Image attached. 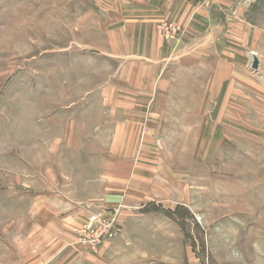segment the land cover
I'll return each instance as SVG.
<instances>
[{
  "label": "rangeland",
  "instance_id": "rangeland-1",
  "mask_svg": "<svg viewBox=\"0 0 264 264\" xmlns=\"http://www.w3.org/2000/svg\"><path fill=\"white\" fill-rule=\"evenodd\" d=\"M129 1L0 0V264H264V0Z\"/></svg>",
  "mask_w": 264,
  "mask_h": 264
},
{
  "label": "crops",
  "instance_id": "crops-1",
  "mask_svg": "<svg viewBox=\"0 0 264 264\" xmlns=\"http://www.w3.org/2000/svg\"><path fill=\"white\" fill-rule=\"evenodd\" d=\"M145 1L148 2L149 6L145 4ZM145 1L144 3L136 1L131 3L129 1V5L133 6V10L130 9V16H132V24L135 29H137V26L138 28L144 27L148 17H150L147 6L150 8L149 13L154 12L155 15H153V17L158 16L157 18H153L154 22L163 19H171L176 22L184 23L187 28H192V32H198L202 35H205V33L210 30L220 31L221 33L228 31L227 33H229L233 23L236 24L238 21L242 20L239 14L244 10V4L242 2L240 3L239 0H216L215 2L217 4H213L212 6V3L209 5L206 4L205 6H198L197 0ZM194 2H197V6L193 10L190 8H193L192 4H194ZM193 19H195V21H193ZM226 23H228V25H226ZM210 24L211 28L209 30L208 26ZM230 40H232V38Z\"/></svg>",
  "mask_w": 264,
  "mask_h": 264
},
{
  "label": "water",
  "instance_id": "water-1",
  "mask_svg": "<svg viewBox=\"0 0 264 264\" xmlns=\"http://www.w3.org/2000/svg\"><path fill=\"white\" fill-rule=\"evenodd\" d=\"M259 66V59L257 58V56L254 57V62H253V68H257Z\"/></svg>",
  "mask_w": 264,
  "mask_h": 264
}]
</instances>
